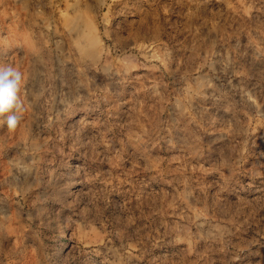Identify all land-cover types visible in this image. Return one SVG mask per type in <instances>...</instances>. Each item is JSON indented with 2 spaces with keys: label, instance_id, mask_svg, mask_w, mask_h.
I'll list each match as a JSON object with an SVG mask.
<instances>
[{
  "label": "rangeland",
  "instance_id": "obj_1",
  "mask_svg": "<svg viewBox=\"0 0 264 264\" xmlns=\"http://www.w3.org/2000/svg\"><path fill=\"white\" fill-rule=\"evenodd\" d=\"M0 65V264H264V0H0Z\"/></svg>",
  "mask_w": 264,
  "mask_h": 264
},
{
  "label": "clouds",
  "instance_id": "obj_2",
  "mask_svg": "<svg viewBox=\"0 0 264 264\" xmlns=\"http://www.w3.org/2000/svg\"><path fill=\"white\" fill-rule=\"evenodd\" d=\"M23 75L12 65H0V125L14 130L21 119L23 105L19 91Z\"/></svg>",
  "mask_w": 264,
  "mask_h": 264
},
{
  "label": "bare ground",
  "instance_id": "obj_3",
  "mask_svg": "<svg viewBox=\"0 0 264 264\" xmlns=\"http://www.w3.org/2000/svg\"><path fill=\"white\" fill-rule=\"evenodd\" d=\"M74 22H75V20H74V21H73V20H70V21H69L70 26H73V25L75 24ZM70 26H69V27H70ZM78 43H79L80 45H82V42H81V41H78ZM83 49L86 51V48H83Z\"/></svg>",
  "mask_w": 264,
  "mask_h": 264
}]
</instances>
